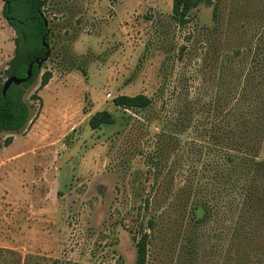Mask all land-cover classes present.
Here are the masks:
<instances>
[{"label":"rangeland","instance_id":"rangeland-1","mask_svg":"<svg viewBox=\"0 0 264 264\" xmlns=\"http://www.w3.org/2000/svg\"><path fill=\"white\" fill-rule=\"evenodd\" d=\"M172 8L173 0H47L51 56L25 95L33 115L43 114L42 132L32 129L37 120L0 132V264H136L133 235L142 232L151 234L148 264H264V198L244 216L237 170L196 133L215 108L240 106L264 122V0H204L185 27ZM3 9L0 0L5 81L15 31ZM46 70L53 78L40 89ZM138 94L153 106L114 103ZM180 107L194 112L180 138L206 146L180 176L191 165L200 181L212 176L210 198L176 193L188 182L178 176L173 191L168 171L154 185L145 164ZM104 110L116 122L92 129Z\"/></svg>","mask_w":264,"mask_h":264},{"label":"trees","instance_id":"trees-1","mask_svg":"<svg viewBox=\"0 0 264 264\" xmlns=\"http://www.w3.org/2000/svg\"><path fill=\"white\" fill-rule=\"evenodd\" d=\"M3 1L4 16L15 31V51L5 70V75L7 78L10 76L26 78L30 65L34 63L32 78L19 85L13 83L6 95L3 94L6 80L0 79V132L18 133L26 130L39 118L41 113L39 111L33 115V105L25 100V95L27 89L41 74L43 65L47 61V54L49 53V57L51 56L52 27L46 13L47 0ZM203 1L173 0L172 17L178 25L187 26L193 20L192 10L198 8ZM213 17L214 20L218 17V5L215 6ZM37 60L43 61L41 67ZM80 69L87 76L86 68L81 67ZM52 78V71L46 70L41 75L40 89L47 86ZM32 97L35 100H40L36 94ZM154 102L153 97L145 94L120 95L114 99L115 105L125 110L147 109L152 107ZM214 111L216 114L209 121V126H198L196 133L199 137L209 136L215 148L220 147V159L224 162L226 160L227 163L232 164V168L237 170L236 182L239 185L238 193L240 194L238 198H244L239 210L245 216L251 213L253 204L259 208L260 200L264 198V161L258 158V152L264 139V122L251 116L253 112L244 111L240 106H235L226 113L218 108H215ZM193 114L191 108H178L175 111L176 116L171 119L173 121L166 122L165 127L163 126L157 134V148L145 158V164L154 176V185L156 183L161 185V179L168 171L172 173V183L170 184L174 189V183L178 176L181 177L180 168L185 165V161L191 163L202 161L206 146L194 138L185 142L180 138V135L192 125ZM115 122L116 117L111 112L104 110L96 112L91 117L90 126L92 129H99L105 123L114 124ZM13 140L14 136L10 135L6 139V144L10 145ZM216 161L213 159L209 161L210 164L206 165L215 166ZM184 176L181 179L188 183L173 191L184 192L188 198L192 195L194 198H210L209 193L212 190L211 187L214 186L212 176L208 175L206 182L200 181L198 171L192 165ZM155 187L153 186V189ZM262 204L263 201H261V209H264ZM262 215L264 217V214ZM149 222L152 227L154 221L150 220ZM238 235L240 237L241 233L238 232ZM150 238L149 232H142L140 238L133 235L137 247L136 264H148Z\"/></svg>","mask_w":264,"mask_h":264},{"label":"water","instance_id":"water-1","mask_svg":"<svg viewBox=\"0 0 264 264\" xmlns=\"http://www.w3.org/2000/svg\"><path fill=\"white\" fill-rule=\"evenodd\" d=\"M49 59V53L47 54L46 56V60ZM37 63L38 65L41 67L42 66V63L43 61L42 60H37ZM33 68H34V63H32L28 69V72H27V77L26 78H18L16 76H10L6 79L5 83H4V88H3V94L6 95L7 94V91L8 89L10 88V86L15 83V84H21L23 82H26L28 81L29 79L32 78L33 76Z\"/></svg>","mask_w":264,"mask_h":264},{"label":"crops","instance_id":"crops-1","mask_svg":"<svg viewBox=\"0 0 264 264\" xmlns=\"http://www.w3.org/2000/svg\"><path fill=\"white\" fill-rule=\"evenodd\" d=\"M41 116H43V114H41L40 116H39V118L37 119V124L35 125V126H33V131H35V130H37V132L39 133V132H42V126H43V124H44V121L42 120V118H40ZM41 122V123H40ZM36 126H37V128H36Z\"/></svg>","mask_w":264,"mask_h":264}]
</instances>
